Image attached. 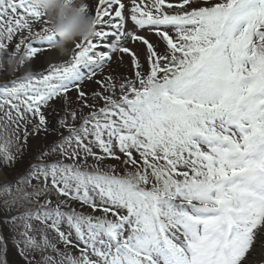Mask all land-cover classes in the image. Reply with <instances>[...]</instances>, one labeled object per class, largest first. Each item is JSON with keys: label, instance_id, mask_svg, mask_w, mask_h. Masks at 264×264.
<instances>
[{"label": "snow or ice", "instance_id": "obj_1", "mask_svg": "<svg viewBox=\"0 0 264 264\" xmlns=\"http://www.w3.org/2000/svg\"><path fill=\"white\" fill-rule=\"evenodd\" d=\"M125 10L96 0L110 30L58 62L46 18L0 0V47L40 61L0 83V264H264V0Z\"/></svg>", "mask_w": 264, "mask_h": 264}, {"label": "clouds", "instance_id": "obj_2", "mask_svg": "<svg viewBox=\"0 0 264 264\" xmlns=\"http://www.w3.org/2000/svg\"><path fill=\"white\" fill-rule=\"evenodd\" d=\"M30 5L47 20V33L53 37L52 49L58 55L69 52L77 41L91 40L95 36L96 19L88 11L86 0H29ZM23 62L24 75L32 70L21 56L0 47V72L15 73Z\"/></svg>", "mask_w": 264, "mask_h": 264}, {"label": "rangeland", "instance_id": "obj_3", "mask_svg": "<svg viewBox=\"0 0 264 264\" xmlns=\"http://www.w3.org/2000/svg\"><path fill=\"white\" fill-rule=\"evenodd\" d=\"M122 2L126 5V10L124 12V15L127 17L129 15L128 13V10H127V6H130L131 4V0H122ZM86 4L89 6V10L88 12L94 16V8H95V4H96V0H86ZM39 25V24H38ZM40 27V26H39ZM103 27V30L105 31H108L110 29H108L106 26H97L95 28V30H101V28ZM133 24L131 23V21H127L126 22V28L128 30H133ZM39 30V29H38ZM140 35H143V36H146V38H148L150 40V42L152 43H158L157 41V38L155 37L154 34H148L147 32L145 31H140L139 32ZM23 35H26V33H23ZM111 39V38H110ZM110 39L108 42H110ZM91 40H93V42H97V38L96 37H93ZM18 42H19V39H18ZM77 42H80V41H77ZM127 46L131 49H133L134 51H137L140 53V58L141 60H143V48L142 46H140L139 43L133 45L132 43H127ZM74 47V44L73 45H70L69 46V56H68V59L71 57V55H73V52L71 51ZM99 50H104L103 48L99 49ZM52 51H55V50H51ZM51 52L49 54H51ZM21 55H23V48H22V53ZM66 55V54H65ZM65 55L61 56V55H58L57 52L52 54V56L54 58H56V60L58 62H62L64 59H65ZM123 55V63L128 65L129 63V57L127 56V54H122ZM28 62V66H30L31 70L34 72L36 69H38L40 67V61L39 60H33L31 62H29L28 60H26ZM111 69H114L116 73H129V69L130 67H120L118 65V56L117 55H113L112 57V62H111V65H110ZM131 70V69H130ZM105 73H107L109 71V67H105V69L103 70ZM20 75H23L24 74V68H21L20 71H19ZM87 87H92V84H90V86H85V91H90L91 88H87ZM68 95V94H67ZM71 98H74L76 100V93L71 97ZM62 103L59 105V107H61ZM36 142V140H34ZM33 142V141H32ZM31 142V143H32ZM38 144L35 143L33 144L32 143V146H37Z\"/></svg>", "mask_w": 264, "mask_h": 264}, {"label": "trees", "instance_id": "obj_4", "mask_svg": "<svg viewBox=\"0 0 264 264\" xmlns=\"http://www.w3.org/2000/svg\"><path fill=\"white\" fill-rule=\"evenodd\" d=\"M39 26H40V25H38V24H37V25H34V31H35V30H38V29H39ZM18 39H20V34H18V35L14 38V41H12V42H6V43H8V48H7L8 52H13V51L15 50L14 45H15V43L18 42ZM140 46H141V45H140ZM161 47H162V45H161ZM21 53H22V49H21V52L18 53L17 55H18V56H21ZM128 64H129V63H128ZM129 67H130V66H129ZM22 68H24V67H22ZM20 69H21V67H20L19 70L16 71L15 73H9L8 71L0 72V83H3V82H5V81H9V80H11V79H15V78L21 76L20 73H19ZM32 72H33V71H32ZM130 73H131V70L129 69V74H130ZM98 78H99V77H98ZM86 85H87V86H90V84H87V83L85 84V86H86ZM94 87H95V85L92 84V87H87V88H91V89H92V88H94ZM75 93H76V92L73 90V91H71V92L68 93V96L71 98ZM71 100H72L73 102L75 101L74 98H71ZM53 103L55 104V106H56L57 108H60L59 105L62 103V101H61V100H56V101H54ZM84 111L87 112L88 109H85ZM49 119H54V117H49ZM54 139H56L55 136H50V137H48V139H47L46 141L43 140V139H41V138H38V139L36 140V142H35V141L32 142L33 144H35V143L38 144L37 146H34L33 148L38 147V146L43 145V144L51 143L52 140H54ZM121 174H122V173H121Z\"/></svg>", "mask_w": 264, "mask_h": 264}, {"label": "water", "instance_id": "obj_5", "mask_svg": "<svg viewBox=\"0 0 264 264\" xmlns=\"http://www.w3.org/2000/svg\"><path fill=\"white\" fill-rule=\"evenodd\" d=\"M68 56H69V53H67L66 55H65V59L63 60V61H66L67 59H68ZM62 61V62H63Z\"/></svg>", "mask_w": 264, "mask_h": 264}, {"label": "bare ground", "instance_id": "obj_6", "mask_svg": "<svg viewBox=\"0 0 264 264\" xmlns=\"http://www.w3.org/2000/svg\"><path fill=\"white\" fill-rule=\"evenodd\" d=\"M54 53H56V51H52L50 55L52 56V54H54Z\"/></svg>", "mask_w": 264, "mask_h": 264}]
</instances>
